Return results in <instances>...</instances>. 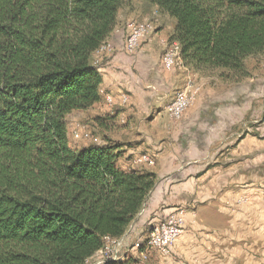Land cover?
<instances>
[{"label": "trees", "instance_id": "trees-1", "mask_svg": "<svg viewBox=\"0 0 264 264\" xmlns=\"http://www.w3.org/2000/svg\"><path fill=\"white\" fill-rule=\"evenodd\" d=\"M130 1L0 0V264H85L159 180L120 168L116 143L68 136V115L102 99L95 52ZM146 1L176 20L169 38L196 71L242 78L264 54V0Z\"/></svg>", "mask_w": 264, "mask_h": 264}, {"label": "crops", "instance_id": "crops-1", "mask_svg": "<svg viewBox=\"0 0 264 264\" xmlns=\"http://www.w3.org/2000/svg\"><path fill=\"white\" fill-rule=\"evenodd\" d=\"M121 18L122 12L108 39L115 51L111 54L95 52L103 82L102 99L93 107L113 115L117 114L118 107L124 106L121 104L124 94L129 97L126 105L131 97L134 103L142 104L141 93L152 92L149 90L151 82L160 90L165 89L166 99L172 95L170 102L183 88L188 76L182 69L167 70L162 65L164 48L160 38L154 43L143 40L142 44L148 42L139 52L127 53L124 48L126 30ZM175 24L176 21H172V25L161 29L157 35L169 37ZM150 58L154 64L148 62ZM186 69L189 67L184 65L183 70ZM262 74L252 81L240 82L237 97L210 99L212 101L206 104L208 113L210 105L222 106L214 109L215 114L203 116L198 112L185 115L180 121L162 116L168 114L169 102L164 106L163 99L147 94L144 97L148 112L145 118L136 115L126 129L117 132L120 136L116 134L99 140L98 144L116 143L123 150L118 162L120 168L153 171L159 178L130 227V239L123 248L121 264H264ZM110 95L114 96L111 104L107 101ZM152 111L155 115L150 118ZM114 117L123 116L118 112ZM249 120L253 122L251 125ZM195 130L204 135L197 141L188 137ZM208 147L209 155L203 157ZM141 152L153 154L156 164L137 162L136 157ZM184 162L192 163L186 171L180 169ZM178 206L187 211V225L171 247V255L146 243L135 250L136 240L145 237L146 226L166 219Z\"/></svg>", "mask_w": 264, "mask_h": 264}, {"label": "rangeland", "instance_id": "rangeland-1", "mask_svg": "<svg viewBox=\"0 0 264 264\" xmlns=\"http://www.w3.org/2000/svg\"><path fill=\"white\" fill-rule=\"evenodd\" d=\"M130 2H131V4L129 5V7H126L120 11L123 13L124 19L121 18V20H122L124 27H125L124 30L126 29L128 23L130 21H143V20L149 18V19L154 21V24H155L157 30L154 32L151 39H148V41L150 43H154L155 41L159 40V38L161 40L162 37H167V36H161L160 34L157 35V33L161 29L167 28L168 26L172 25V21H174V22L176 21L173 17H171L167 12L166 13L163 12L156 5L150 3L149 1L131 0ZM126 13H127V16H126ZM124 43H125V39H124ZM146 43H143V44L141 43V45H140L139 49L136 51V53L139 52V50ZM114 51H115V46H114ZM109 54H111V53H109ZM148 62L154 64V60L151 58L149 59ZM246 64H247V68H248V74L243 76L242 78H237V77L236 78H222L220 76L222 73V70H218V69H216V70L206 69L205 71L199 72V71H196L194 68H192L188 65L187 66L189 67V69H186V70H183L184 65H182V64L177 65L176 68L182 69V72L185 71L186 75L191 76L194 79L195 83L199 84L201 86V90H200L199 95L197 96V99L188 108V110L186 111L184 116L188 115V114H198V112L203 116H206L209 113L215 114L216 111L214 112V109L217 110L219 108H222V106L214 107L213 105H210L211 112L208 113L207 112L208 106H206V104H208L209 101H212L210 99H213V98L224 99V97H228V96L237 97L239 95V90H240L239 84H240V82L252 81L253 79L259 78L262 73L264 74V54L260 53V55H254V56L248 57L246 59ZM158 65H160V63H158ZM182 66H183V68H182ZM150 89L152 90V92H150V94H153V96H155V98H159L160 100L163 99L164 106L168 104L169 99L172 97V95L170 98L166 99L165 98V89L160 90L159 87L157 85H154L152 82H151V87L149 88V90ZM147 94L148 93L144 94V92L141 93V99L142 100L140 99V101L142 104H138L136 102H135L136 103L135 104L134 103L135 99H133V97H131V100H130L128 105L120 106L117 108V111L121 112L123 119L119 118L120 116L115 119L114 116H116L118 114V112H117V114H114V115L111 114L110 112L105 113L102 108H99L97 106L92 107L88 110H76V111L72 112L67 117V123L69 125V129H68L69 142L71 143V145L73 147L81 148L83 146L98 144L100 142L99 140H101L102 138L114 137V135H116V134L120 136V133H117V132L120 130L122 131V130L126 129V127H128L130 125L128 122L130 121L131 118L135 117L136 115L140 118L141 117L145 118L146 115H148V112L146 111L147 101L144 98ZM150 94H148V95H150ZM199 100L203 103L205 102L204 105H203V103H200ZM218 103H221V102H218ZM153 115H155V111H152L149 117L151 118ZM162 116L167 117L168 119H169V117L171 118V116H169L167 113H164ZM175 121H177V120H175ZM178 121H180V120H178ZM77 123L82 124L85 127V129L90 134L89 137L75 140V138L73 137L72 131H73V128L75 127V124H77ZM252 123L253 122H251V120H249V124L251 125ZM203 136L204 135L202 133L199 134L197 132V130L192 131L191 133L188 134V137L190 139H196V141H197V138L203 137ZM188 137H187V139L189 140ZM173 141H175V140H173ZM199 142L201 143L200 140H199ZM205 151H206V153L203 155V157L204 156L207 157L209 155V151H210L209 147ZM143 152H141V153L142 154H148V153H143ZM151 157H153V159H155L153 154ZM191 162H194V161H191ZM155 164H156V159H155ZM187 164L188 163L185 164V162L182 163L180 165V167H181L180 169H183V171H186L185 169L187 168V166H189L192 163H189L188 165ZM177 208H184V207L178 206V207L172 209V211L176 210ZM172 211L170 213H172ZM169 214H168V216H169ZM154 223H155V221H154ZM154 223H151L148 226H146V230L143 233V234H145V237L148 235L147 234L148 228ZM186 225H187V223H186ZM185 228H186V226H185ZM185 228H184V230H185Z\"/></svg>", "mask_w": 264, "mask_h": 264}, {"label": "built area", "instance_id": "built-area-1", "mask_svg": "<svg viewBox=\"0 0 264 264\" xmlns=\"http://www.w3.org/2000/svg\"><path fill=\"white\" fill-rule=\"evenodd\" d=\"M124 47L126 51L135 53L143 40L151 39L154 32L157 30L154 21L145 19L143 21H130L126 27ZM162 48H164L162 55V65L167 70H172L177 65L182 64V47L179 41L175 39L161 38ZM100 53H112L114 45L112 41H105L98 49ZM201 90V86L196 84L191 76H187L185 85L179 89L174 98L169 102L167 107L168 114L174 120H180L188 108L197 99ZM114 96H108L107 101L113 103ZM129 97L124 94L121 96V104L126 105ZM75 140L87 138L90 136L89 132L82 124H75L72 131ZM137 162L145 163L150 166L155 164V159L148 154H141L136 157ZM242 199L241 201H245ZM187 223V214L184 208H177L172 211L166 219L157 221L152 224L147 231V236L139 238L134 244V249L142 248L144 243L147 246L157 247L163 254L171 255V247L175 241L183 234ZM130 230H127L122 236L114 238L107 236L104 245L99 248L94 256L87 259L85 264H103L105 262H118L123 257V248L130 239Z\"/></svg>", "mask_w": 264, "mask_h": 264}]
</instances>
